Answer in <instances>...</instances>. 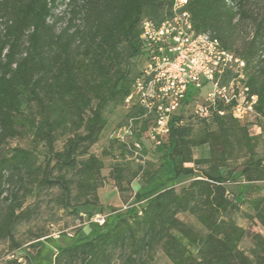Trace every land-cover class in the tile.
I'll use <instances>...</instances> for the list:
<instances>
[{"label":"trees","instance_id":"obj_1","mask_svg":"<svg viewBox=\"0 0 264 264\" xmlns=\"http://www.w3.org/2000/svg\"><path fill=\"white\" fill-rule=\"evenodd\" d=\"M59 1L0 0V16L7 14L9 18L0 35V200L5 183L16 187L10 204L0 215V239L13 238L14 227L23 216L20 192L27 197L35 186L58 187L64 198L70 199L73 183L63 174L54 176V167L75 170L79 175L78 194L86 197L83 204L99 206L104 163L89 150L106 128L104 109L109 103H125L140 74L132 77L126 64L144 58L142 21L148 18L162 23L172 12V0H69L77 6L74 18L85 10V29L71 34L66 29L57 34L49 20ZM261 1L188 0L186 6L196 33H211L224 50L245 61L246 84L258 97L259 117L264 116ZM24 36L29 44L26 53L21 51ZM74 42L79 43L77 53L71 49ZM233 76L227 71L221 84ZM195 97L194 91L189 92L185 104ZM139 119H144L143 115ZM183 121V112L175 114L168 138L159 144H168L166 155L175 160L166 182L138 194L140 204L133 211L107 218L101 226L104 231L61 248L56 264H112L116 248L126 249L124 264H146L143 257L158 247L172 264H264L262 237L251 255L240 248L246 229L228 216L236 203L227 188L238 179L248 183L259 180L264 158H249L225 175L205 171L204 176L177 191L173 182L196 172L188 164L225 160L236 141L247 136L241 121L230 114L214 115L211 122L205 120L196 130L183 125ZM148 126L141 134L148 131ZM23 132L30 135L34 146L44 145L45 167L38 164L30 149L14 147L6 154L2 152L9 139ZM58 133L68 135L61 150L56 149ZM121 145L126 147L125 143ZM205 145H209L211 157L194 159L193 147ZM118 175L112 173L121 190L125 179L123 174ZM248 204L264 229V197H254ZM181 212L195 215L206 233L180 220L177 215ZM189 246L197 252H190Z\"/></svg>","mask_w":264,"mask_h":264},{"label":"rangeland","instance_id":"obj_2","mask_svg":"<svg viewBox=\"0 0 264 264\" xmlns=\"http://www.w3.org/2000/svg\"><path fill=\"white\" fill-rule=\"evenodd\" d=\"M258 7L264 9V0L258 3ZM74 9H77V6L71 5L69 0L58 2L54 15L49 20L51 24L55 25L57 34L66 29L69 31L68 34L74 33L77 29H85L83 22L85 10H82L83 12L74 18ZM8 20L7 14L0 16V35L4 32ZM28 45V38L24 36L21 42L23 53L28 51ZM238 45L240 44L238 43ZM238 45L235 46V49L239 48ZM71 49L77 53L79 43L74 42ZM144 64V58L141 57L140 59H131L126 65L130 75L135 77L138 76ZM260 66L263 68L264 63ZM230 80L228 79L226 84ZM210 90L212 89L208 85L203 87L196 93L195 99L185 107L183 125L196 130L204 124L206 119L201 118L195 111L197 105L207 103L206 97ZM30 108L32 109V106ZM24 111L27 113L28 109ZM142 115V111L137 107L123 102L109 103L104 109L106 128L101 133L99 140L89 150L90 153L99 156L104 163L102 170L104 187L98 190L99 206L83 204L86 197L79 195L76 188L79 179L78 173L75 170H60L58 166L54 167L53 175L63 174L73 183V192L69 200L64 198L58 187L35 186L27 197L23 196V192H20V200H24L20 210L23 216L14 227L13 238L0 239V264H15L14 261H17V264H56V255L61 248L70 246L75 241L87 240L104 231L105 227H101L96 222L97 218H105L106 221L107 218L112 219L128 210L133 211L140 204L136 200L138 194L155 190L166 182L173 172L175 160L166 155L169 152L168 144L162 147L152 140L147 132L141 134L143 129L149 125V121H144L146 118L139 119ZM212 117L209 118L210 122ZM129 124L134 126L136 135L127 139L131 144L130 147L127 144L125 147L121 145L118 135ZM241 125L245 127L247 136H241L236 141L225 160L188 164V166L195 167V174L183 176L173 182L175 189L180 191L199 176H204L205 171L214 175L219 173L225 175L233 167L249 158H264V116L241 121ZM211 127L214 125L211 124ZM67 136L58 133L57 150L63 148ZM136 141L141 143L140 148H135L132 145ZM14 147L34 151L38 164L45 167L46 149L43 144L34 146L29 134L23 132L18 137L9 139L2 152L6 154L10 148ZM193 156L197 160L210 158L209 145L193 147ZM167 168L169 171L166 174ZM112 173L117 177L119 173L123 174L125 180L122 182L121 190L116 187ZM258 176L259 180L252 183L238 179L227 186L236 203V208L228 216L237 225L246 229V237L240 244V248L249 255L258 248L257 243L261 239L260 237L264 239V229L248 204L249 200L254 197H264V172ZM4 189L5 192L0 200V215L6 211L16 187L7 182L4 184ZM177 216L195 231L201 234L206 233L192 213L181 212ZM184 243L187 244L186 241ZM188 249L194 254L197 252L195 247L189 246ZM126 252V249H114L112 264H124ZM143 258L146 259V264H172L160 247L156 248L151 255ZM59 264L66 263L62 261Z\"/></svg>","mask_w":264,"mask_h":264},{"label":"built area","instance_id":"obj_3","mask_svg":"<svg viewBox=\"0 0 264 264\" xmlns=\"http://www.w3.org/2000/svg\"><path fill=\"white\" fill-rule=\"evenodd\" d=\"M187 4L188 0H172V12L165 21H142L145 64L125 100L143 112L149 121L147 133L158 145L168 138L173 116L188 105L185 100L189 92L197 93L206 85L212 89L207 103L197 105L195 111L201 118L230 114L246 121L259 117L258 97L246 84L245 61L224 50L211 33H196ZM227 71L234 76L223 85L221 80ZM134 130L132 124L127 125L118 139L130 147L127 139L136 135ZM132 145L141 147L139 141ZM96 222L102 226L105 218Z\"/></svg>","mask_w":264,"mask_h":264}]
</instances>
